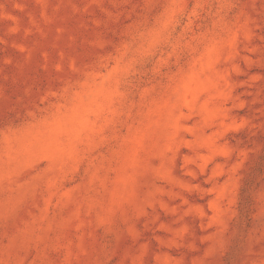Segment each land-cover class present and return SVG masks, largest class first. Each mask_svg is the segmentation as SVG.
I'll return each instance as SVG.
<instances>
[{
    "label": "rangeland",
    "instance_id": "obj_1",
    "mask_svg": "<svg viewBox=\"0 0 264 264\" xmlns=\"http://www.w3.org/2000/svg\"><path fill=\"white\" fill-rule=\"evenodd\" d=\"M0 264H264V0H0Z\"/></svg>",
    "mask_w": 264,
    "mask_h": 264
}]
</instances>
